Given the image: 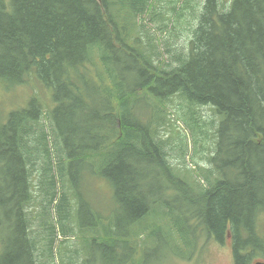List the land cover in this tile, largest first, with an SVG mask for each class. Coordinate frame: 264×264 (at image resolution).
Returning <instances> with one entry per match:
<instances>
[{"label":"trees","instance_id":"16d2710c","mask_svg":"<svg viewBox=\"0 0 264 264\" xmlns=\"http://www.w3.org/2000/svg\"><path fill=\"white\" fill-rule=\"evenodd\" d=\"M186 2L181 0L178 9ZM176 3L0 0V264H36L35 252L44 248H37L31 236L34 218L43 226L39 233L48 258L55 242L79 234L85 264L91 259L113 264L125 248L124 258L132 263L137 249L148 252L167 244L156 236L157 246L125 240L128 229L145 223L156 206L177 228L181 245L170 250L174 256L190 260L201 237L223 242L229 236L235 264H250L257 254L264 259V0H204L191 29L189 54L163 46L170 60L160 61L154 50L151 60L140 47V35L152 43ZM28 80L39 83L44 95L47 91L49 103L41 102L40 93L15 92ZM176 94L210 105L220 118L206 151L192 133L189 157L195 166L184 159L186 128L191 134L195 126L168 108ZM76 126L83 130L74 138L82 133L94 142L69 145ZM160 131L182 142L181 159L155 150L152 145L166 140ZM24 153L41 160L52 153L56 161L72 154L67 175L76 183L86 172L85 185L105 180L112 218L104 224L96 217L93 229L78 223L68 199L54 204L48 188L40 189L43 199L36 200L37 189L30 187L36 171L22 165ZM105 158L109 164L101 166ZM74 167L78 174L72 176ZM87 206L79 201V211Z\"/></svg>","mask_w":264,"mask_h":264},{"label":"rangeland","instance_id":"374dc122","mask_svg":"<svg viewBox=\"0 0 264 264\" xmlns=\"http://www.w3.org/2000/svg\"><path fill=\"white\" fill-rule=\"evenodd\" d=\"M203 0H188L186 3H182V9L173 10L174 15L168 16L167 23V31L166 32H156L152 35L153 42L151 43L146 34L140 35V40L142 41L140 47L142 50L150 52L151 60H153L151 50L158 53V59L160 61H168L170 60L171 53H165L164 47L168 46L170 50H181L182 52H186L189 46V40L191 38V29L195 26L197 15H198V5ZM148 11L144 13V18L146 19ZM177 20V21H176ZM173 21H176L175 26L172 27ZM150 27L154 29L157 28L155 25L150 23ZM180 51H174L177 53ZM189 54V53H188ZM94 61H99L98 58H95ZM107 85L109 84V80L106 79ZM19 89L15 91L19 95L27 94V93H40L44 95V92L41 90L42 87L39 83L35 81H26L25 84L18 85ZM17 89V88H16ZM178 94L173 95L168 101V108L172 111V114L176 117L177 115L185 118L194 125L193 135H196V138L199 140H203L204 150L206 151L209 147H212L210 144L212 139V129H215L218 124L220 118L217 113H215L214 109L208 104H194L191 103ZM49 100V94L47 91L45 92L44 97H41V102L47 103ZM2 102V94L0 93V103ZM86 102L88 104L91 103L90 99L86 97ZM182 122L185 120L181 119ZM199 120V122H198ZM48 122V116H45L41 123L45 125ZM177 125L182 127V124L178 121ZM183 128L186 126L183 123ZM167 131V130H166ZM166 131H160L159 136L163 135L162 138L166 139L162 144L161 150L166 153L168 157L171 155L173 158L181 159V153L184 151L182 142L176 140H169V133ZM186 137H188V149L189 153L184 157L191 166H195L193 162H191V158L189 157L191 147H192V132L189 133L186 130ZM184 148H186V144L184 142ZM240 152V150H239ZM239 156V154H237ZM194 160H198L197 158H193ZM203 165V163H201ZM87 178L86 175L83 177ZM36 180V193H33L34 198L36 200H42L43 196L39 192L40 189L44 191V189H49V194H52L53 199H58L61 197H67L70 193V183L68 179H64L62 184H64V189L61 192L58 191L59 182L49 183L48 178L45 180L39 175L37 172L32 174V180ZM209 179V178H208ZM101 179H93L90 183L86 184L87 188L84 189V196L88 202V208L83 212H77V220L81 225H85L83 223L84 215L90 213L94 216L95 222L96 217L102 216L103 223H106L107 217L112 218L113 212V204H112V195L109 191V188L96 190L93 186L97 181ZM200 183L203 184L204 180L200 179ZM208 185V182H207ZM109 187V186H108ZM164 207V206H163ZM161 207L156 206V211L152 213L149 219L139 225H133L128 229V235L125 238L126 242L132 243L135 240H144L145 243L153 244V237L156 236L158 238H164L166 240V245H161L158 248L152 247L148 252H141L139 249L133 252L132 254V263L136 262L138 264H233L232 252L229 246V238L223 240V242H218L215 245L213 244V240H208L206 242H200L194 247V256L190 260H184L177 256H174L172 252V248L174 245L180 246L181 240L178 235V231L175 225L172 222H168L164 218V212H161ZM55 216L53 212L52 217ZM51 217V221L55 222V218ZM202 222V221H201ZM31 236L37 241V248L43 249V252L36 251L35 252V263L36 264H60L61 260L63 262L68 263L74 258L73 263L76 264H85L84 256L82 252L85 253V249L83 248V242L80 240H76L77 237H69L67 240H63V242H55L53 245V254L49 256V258L45 254V243L43 241V235L39 232L43 229V226L39 219L34 218L31 223ZM260 225L264 226V213L260 215ZM74 227L75 224L72 223ZM87 226V225H85ZM47 225L44 229H46ZM91 227L94 229V227ZM100 232L103 233L100 229ZM79 238L82 240L81 235L77 234ZM61 240L62 237L58 236ZM213 242V243H212ZM171 250V252H170ZM81 252L76 258V253ZM127 254V248H125V252L121 253L120 261H115L113 264H132L126 261L124 258ZM182 256L184 253H181ZM257 258H259V254H257ZM91 259V258H90ZM49 262V263H47ZM91 262V263H90ZM96 261L91 260L86 264H95Z\"/></svg>","mask_w":264,"mask_h":264},{"label":"bare ground","instance_id":"6f19581e","mask_svg":"<svg viewBox=\"0 0 264 264\" xmlns=\"http://www.w3.org/2000/svg\"><path fill=\"white\" fill-rule=\"evenodd\" d=\"M177 64L179 65V63H177ZM78 123H79V121H78ZM82 130L78 126H76L73 130H71L70 136L67 139L69 145H74L76 142H78L80 140H83V139H86V140L94 142L93 139H91L89 137L82 136L81 135L82 133H80V135H78L76 138H74V135H76V132H80ZM98 142L100 143V140H98ZM18 144L21 145V143L19 141H18ZM152 146L155 147V150L160 149V153L161 154L164 153V151L161 150V147L163 145H155V146L152 145ZM55 148H56V146H55ZM49 154H48L49 158L44 156L43 157L44 159L41 160L37 156H32V155H28V154L24 153L23 154V159H22V165L23 166H28L32 170L36 171L39 175H41L44 180L46 178H48L47 180H49V183H53V182H57L59 178L63 177L65 175V173L67 172V170H66V164L65 163L54 162V161H56V158H53L54 155L52 153L50 155ZM164 154L166 155V153H164ZM70 155H72V154H70ZM70 155L68 156V159L71 158ZM85 160H83L82 163ZM129 161H130L129 159H125V160L123 159L124 163L129 162ZM105 163L109 164V161L106 158H105V160H103L101 162V166L104 165ZM70 171H71L72 176L78 174V168L77 167H74ZM254 208H256V204L253 206V209ZM190 209L195 212V210L192 207H190ZM199 210L197 209V211H199ZM83 217H84L83 223L85 225L91 226V225H93L95 223V218H94V216L92 214L87 213ZM25 225L26 224H24V226Z\"/></svg>","mask_w":264,"mask_h":264},{"label":"water","instance_id":"95a60500","mask_svg":"<svg viewBox=\"0 0 264 264\" xmlns=\"http://www.w3.org/2000/svg\"><path fill=\"white\" fill-rule=\"evenodd\" d=\"M255 264H264V262L257 261Z\"/></svg>","mask_w":264,"mask_h":264}]
</instances>
